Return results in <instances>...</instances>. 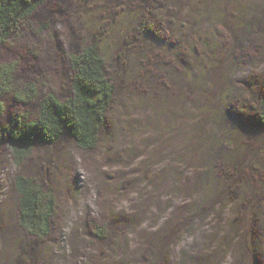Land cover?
Listing matches in <instances>:
<instances>
[{
  "label": "rangeland",
  "instance_id": "1",
  "mask_svg": "<svg viewBox=\"0 0 264 264\" xmlns=\"http://www.w3.org/2000/svg\"><path fill=\"white\" fill-rule=\"evenodd\" d=\"M95 40L114 85L96 146L64 137L18 168L0 147V264H264V0H46L0 45L38 91L1 97V123L66 98ZM17 174L56 197L44 240L17 224Z\"/></svg>",
  "mask_w": 264,
  "mask_h": 264
},
{
  "label": "trees",
  "instance_id": "2",
  "mask_svg": "<svg viewBox=\"0 0 264 264\" xmlns=\"http://www.w3.org/2000/svg\"><path fill=\"white\" fill-rule=\"evenodd\" d=\"M45 1L0 0V45L23 29ZM105 64L96 40L83 44L69 55L70 94L64 99L52 93L39 98L34 117L17 113L2 124L4 106L0 101V147L8 150L14 167L18 168L34 149L55 144L64 137L81 150L96 146L114 95V85L105 75ZM16 65L0 64V99L7 95L16 103L30 104L38 97L36 85L18 80ZM253 119L255 126L264 130V86ZM12 187L18 226L30 237L46 239L57 208L54 193L21 174L13 177ZM94 234L102 238L105 233L95 227Z\"/></svg>",
  "mask_w": 264,
  "mask_h": 264
},
{
  "label": "bare ground",
  "instance_id": "3",
  "mask_svg": "<svg viewBox=\"0 0 264 264\" xmlns=\"http://www.w3.org/2000/svg\"><path fill=\"white\" fill-rule=\"evenodd\" d=\"M182 259V257H180Z\"/></svg>",
  "mask_w": 264,
  "mask_h": 264
}]
</instances>
